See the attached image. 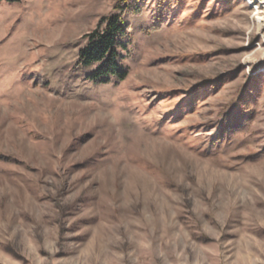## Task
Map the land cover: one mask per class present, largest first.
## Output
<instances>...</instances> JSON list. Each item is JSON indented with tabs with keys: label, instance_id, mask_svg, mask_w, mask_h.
<instances>
[{
	"label": "rangeland",
	"instance_id": "obj_1",
	"mask_svg": "<svg viewBox=\"0 0 264 264\" xmlns=\"http://www.w3.org/2000/svg\"><path fill=\"white\" fill-rule=\"evenodd\" d=\"M117 1L0 0V264H264L263 74L240 136L212 145L209 122L264 70V0L161 22L139 0L126 78L96 84L77 52Z\"/></svg>",
	"mask_w": 264,
	"mask_h": 264
},
{
	"label": "trees",
	"instance_id": "obj_2",
	"mask_svg": "<svg viewBox=\"0 0 264 264\" xmlns=\"http://www.w3.org/2000/svg\"><path fill=\"white\" fill-rule=\"evenodd\" d=\"M135 1L136 2L118 0L114 5V9L117 10L118 13H113L103 18L95 29L83 36L85 44L77 52L76 62L81 68L88 70V73L85 74V78L90 79L93 83L107 84L112 81H121L126 78L127 71L123 68V53L127 49L126 38L129 29L128 25L123 22L120 13L131 11L133 14L139 15L141 13L142 4L138 3L139 0ZM184 1L185 0H153L152 15L154 16V21L161 22L162 19H169V17L172 19L173 16L169 14L171 10H174L176 15L182 13L181 7ZM205 1L206 0H202L197 3L194 14L198 15L201 13L202 5ZM231 3L232 0H217L214 6L221 11ZM261 67L264 68V64H262ZM262 71L264 70H253L246 77L245 83L239 87L233 98L219 110L215 119L209 121L215 129L213 132L214 135L212 136L213 138H211L210 141L212 145L221 143L224 133L230 137L240 136L243 128L247 127L248 123L255 117L260 86L263 82L262 74L264 77V72ZM225 76L216 75L213 78H206L194 86L187 88L185 90V95L181 97L178 103L180 116L185 113L188 106L194 105L195 101L204 98L208 92L216 90L222 84ZM232 77H234V72L228 75V78ZM167 91L176 94L180 93V90L177 88H169ZM182 102L185 104L182 105ZM233 121H242V127L232 133L229 132V130L224 131L223 127L228 126ZM167 122L170 126L175 125V122H173L171 118H169ZM230 127L229 129H231Z\"/></svg>",
	"mask_w": 264,
	"mask_h": 264
}]
</instances>
